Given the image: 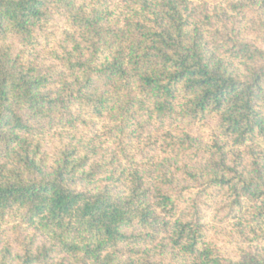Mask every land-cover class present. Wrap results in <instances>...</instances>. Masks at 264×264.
Here are the masks:
<instances>
[{
	"label": "trees",
	"instance_id": "1",
	"mask_svg": "<svg viewBox=\"0 0 264 264\" xmlns=\"http://www.w3.org/2000/svg\"><path fill=\"white\" fill-rule=\"evenodd\" d=\"M0 264H264V0H0Z\"/></svg>",
	"mask_w": 264,
	"mask_h": 264
}]
</instances>
